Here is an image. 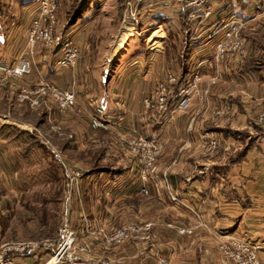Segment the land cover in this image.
<instances>
[{
    "label": "crops",
    "instance_id": "obj_1",
    "mask_svg": "<svg viewBox=\"0 0 264 264\" xmlns=\"http://www.w3.org/2000/svg\"><path fill=\"white\" fill-rule=\"evenodd\" d=\"M64 1L67 3V0ZM100 1L85 2L68 25L60 28L58 21L61 12L58 11L54 45L47 49L39 42L27 43L24 33L29 17L35 10L36 0H0V63L9 66L21 57L28 59L30 73L19 80H11L17 85L55 81L74 90L80 114L52 113L50 117L66 133L72 134L78 148H84L83 143L88 138L100 136L99 131L88 127L86 116L98 102L105 111L103 127L108 129L103 145L106 154L113 143H117L121 154H127L124 147H119L120 143L109 134L111 132L152 136L163 144L162 153L157 158L158 181L154 185L148 182V189L153 196L156 195L158 202H80L81 213L74 216L71 228L76 239L87 244V257H104L110 264H160V259L165 264H229L217 254L215 243L229 236H237L257 247V254L264 264V135L254 119L257 105L264 99V69L240 73L230 62L215 76L217 80L212 85L204 73L209 71L214 76L213 71L206 65V60L199 58L201 55L193 50L194 53L189 54L188 58L197 62L203 75L191 94L187 108L177 111L169 120L152 112L142 117V97L145 93L150 94L154 80L163 76V69L167 68L162 60V51L154 48L160 42L158 31L150 36L152 40L148 43L153 48L148 46L147 54L140 46L121 63L120 51L128 36L125 38L101 93L96 86L93 69L88 65L94 61L90 34L94 31L99 36L98 32L106 31L108 34L105 37L94 42V48H107L120 24L111 27V17L103 10ZM167 9L155 7L149 10L165 12L172 24L177 25V15ZM215 9L223 18H243L255 25L261 24L262 19L264 21V0H219ZM103 15L108 16L105 17L107 20H103L106 28L101 26ZM145 22L141 27L139 25L142 23L139 22L137 29L144 31L145 27H150L145 26ZM158 26L161 27L160 24ZM132 27H136V23L132 22ZM210 30V24L204 23L199 31L200 36ZM65 40L78 47L79 57L72 67L58 68L54 66V61ZM203 45L209 47L207 42ZM109 58L110 55L106 61ZM11 82L6 86L11 88ZM12 85L15 87V84ZM201 90H207V94H202ZM210 90L215 97L209 96ZM215 109L224 110L223 118H209L210 110ZM0 116L9 118V121H0V125H18L8 115ZM228 129H244L243 134L251 137L250 145L244 151H239L242 139L229 134ZM202 134L204 137H201ZM210 136L215 137L218 145V156L213 159L204 157L200 150L202 143ZM14 143L0 138L1 177H5L3 174L7 167L1 160L15 157ZM238 154L241 157L234 162ZM229 156L232 157L230 160ZM134 164L132 162L125 166L124 170L107 167L98 172H89L84 180L96 193V188L100 187L97 182L105 176L109 179H106L108 184L104 190H109L116 176L126 174L130 177L132 172L138 174V164L133 169ZM9 172L8 176L13 177L14 173ZM136 186L140 187L138 178ZM0 187L7 191L16 190L15 182L4 181ZM168 188L176 193L177 201L169 198ZM115 189L112 187L111 193H116ZM104 190L98 192L104 194ZM125 221H150L149 237L136 238L132 234L120 242L109 241L108 235ZM180 226L191 227L192 232L179 234L176 228ZM43 258L40 252H35L17 256L16 260L22 264H40Z\"/></svg>",
    "mask_w": 264,
    "mask_h": 264
},
{
    "label": "rangeland",
    "instance_id": "obj_2",
    "mask_svg": "<svg viewBox=\"0 0 264 264\" xmlns=\"http://www.w3.org/2000/svg\"><path fill=\"white\" fill-rule=\"evenodd\" d=\"M85 2L87 3L88 0H67V3H65L64 0H54V23L52 25L53 37L55 26L58 23L59 28L67 26L74 15L78 12V10H80V8L84 6ZM99 4L103 5V10L109 13L107 14L111 17V27H117V25L120 24L115 34L111 38L112 41L110 42V46L107 48H105L104 46H98L94 48V42H96L100 38L102 39L103 37H105L107 33L106 31L102 30L103 32H98L97 34H100L99 36H97L96 32L94 31H91L90 34L89 39L92 44L91 49H94V61L90 62L88 65H90L93 69V74L94 76H96V86L97 88H99V90L101 89V93L103 92V89H105V84L108 81V77H110V71L114 67V58L117 56V53L119 52L122 43L125 41V38L128 36L123 49L120 51L121 63L126 56H130L136 50H139L140 46L144 48V52L145 54H147L149 50L148 46H150L148 42H151L150 40H152V37L150 36L154 31H158V38H160L161 42V44L159 42L158 46H155L154 48L162 51V60L163 62H165L164 65L167 66V68L163 69V76L154 80L153 87L150 90V94L145 93L142 97V100L144 97H147L150 98V101L152 103H154L155 96L153 90L155 88L156 82L164 81V75L168 69L176 70L177 78L180 75L182 68H186V70H188L187 76L192 71H199V74L201 76L198 82L199 84L201 82L203 74L200 72V67L197 65V62L195 60L190 61L191 59L188 58L189 54L194 53L192 52L193 50L198 52V54L196 53L197 55H201L199 56V58L206 60V65H208V68H211L214 73V76L209 71L204 73L207 75V78L209 80L208 82L212 81L210 84L213 85L214 81L217 80L215 76L220 72V70L215 67L214 60L210 55V50L212 49L211 46H213V42H211L212 38H209L207 36L209 32L204 36H200V32L197 33L195 35V38L191 40V43L188 42L187 47L181 48L179 44V39L181 37L176 33L178 26L172 24V21H170V19L168 18L169 15L165 12L158 13L155 10H149L155 7L151 6L150 3H147L146 0H101ZM158 8H163V6H159ZM58 11L61 12V16L57 23ZM132 11L136 13L135 17H131L129 15V13ZM167 11L176 14V12L174 10H171L170 8H168ZM32 17L33 14H31V16L29 17V20L24 28L25 37L26 27L29 25ZM105 17L108 16L103 15L101 18V26L103 28H106V25L103 24L105 23V21L103 20H107ZM145 20V26L150 27H145L144 31H140L139 28L137 29V25L140 22L142 24H140L139 26H143V22ZM132 22L134 24L136 23V27H134L133 30L131 29ZM159 24L161 25V27L158 26ZM127 29L128 31H126ZM135 32H138L139 34H136ZM239 32L242 33L241 35H243L244 38L243 43L245 51L242 60L238 62V64L234 68H237L239 64H243L251 58L257 60V68L264 69L263 19L261 20V24L259 25L248 23V20H245L244 24L240 27ZM121 34H123L122 37ZM206 42L207 44H209L207 45L209 46L208 48L206 46L205 48L203 45V43ZM42 47L47 48L44 46ZM150 47L153 48L152 46ZM207 50L209 51L208 53ZM109 55L110 58L108 61H106V58ZM78 57L79 49L74 63L63 68H69L75 65ZM199 58L197 59L201 60ZM19 59H24L28 62V73L15 75L6 74L0 71V114L8 115L14 122H17L18 124L16 125L12 123L13 126L22 131H26L29 135L31 134L34 141L36 142V147H34V149L29 152L28 156L23 157L18 153V150L21 148V146H19V144L15 142V147L13 149L15 151V153H13L15 157L10 160L7 157L1 160V162H4L7 167H5L6 170H4L3 174L5 177L0 176V183L4 181L15 182L16 190L7 191L4 188L0 187V244L4 242H41L43 240L52 241L57 235L58 228L63 221L62 219H65L71 226V221H73L74 216L81 213L80 202H134V204L136 202H158V198H156V195L154 194L153 196L151 191H149L148 182H151V184L154 185L158 181V177L156 175V171L158 169L157 158L163 150L162 142L155 139L160 143V149L153 162V173L142 181L140 179V172L142 168L137 161V156L134 153L130 152L123 137L148 136H142L138 134L125 135L124 133L111 132L109 134L114 138V140H116V142L120 143L119 147H124L125 151H127V154H121V152L118 150V147L116 146L117 143H113V146L109 145L110 150H108L106 154L103 145L105 144L104 140H106L105 132L108 131V129L106 130L103 126L92 125V115L98 118L103 124L102 120L104 113L101 115L96 114L94 111V106L93 109L90 110V114L86 115L88 118V127L94 131H99L101 137L98 136L97 138H88L86 140V143H83L85 147L82 149L78 148V144L75 143L72 134L66 133L61 128L60 124L54 122L50 116L52 113L60 115L65 113L80 114V110L77 111L75 109H69L65 112H61L55 107L53 101H48L45 105L33 107L29 106L26 101H20L21 95L25 93L28 94L29 91H32L33 89L45 84L48 81H39L31 85H17L15 81L11 82V80H19V78L30 73V64L28 59L24 57H21ZM15 65L16 63L9 65V68L12 69V67H14ZM185 80H187V78H185ZM9 81L11 82L10 85L12 89L6 86ZM48 83L60 88L71 89L74 92L72 88L61 86L55 81H49ZM12 84H15V87H12ZM198 84L196 88L198 87ZM169 88L171 89V86H169ZM212 90H210L209 96L215 97V93L213 94ZM9 91H11V93H9ZM201 91L200 92L202 94H207V90ZM169 95L172 102L167 110H164V106L163 109L159 111L154 108H145L141 100V104L144 107V112L141 114V116L145 117L148 112H152L155 115H160V117L164 118V120H167V118L169 120L175 115L177 111H181L187 108V106L191 102L190 96L188 104L183 109L174 111L176 99L173 94L169 93L168 96ZM168 96L166 97V99L168 98ZM98 104L99 102L97 103V105ZM76 106L78 107L79 105L76 104ZM257 107L258 110L255 112L254 119L256 122H258L261 128V134L264 135V126L259 122L258 119V116H260V114L264 115V99L261 101L259 106L257 105ZM209 114V118L211 119H221L224 116V110H210ZM0 121L6 122L9 121V118L0 116ZM228 131L230 132L229 134L238 136L240 137V139H242L240 147L241 149L239 148V151H244L250 145L248 143L250 142L251 137L248 138L246 137V133L243 134L245 132L244 129H228ZM84 134L83 136L85 137ZM201 137H204L203 134L201 135ZM209 138L214 139L216 142L215 137L210 136ZM90 139H93V141H91ZM217 149V142L215 143V146L213 148L208 147L203 142L200 150H202V154L204 157L213 159L218 156ZM231 158L232 157L229 156L228 160H230ZM126 159H128L129 161L127 162ZM132 162H135L136 164L132 166L133 169H135V166H137L138 164V174H134V172H132V175L130 177H127L126 174L116 176L114 179H112L114 180V182L113 184H111V188H109L110 192L108 189L104 190V188H106L105 186L108 184V182L106 181L107 177L105 176L100 177L101 180L97 182L98 184H100V187L96 188V193L92 191L90 184L84 180V176L86 173L98 172L107 167H113L116 171H118V168L120 170H124L125 166H129L130 164H132ZM61 163L80 171L81 178L78 181L77 186L70 187L68 184H66L67 181L61 173ZM9 171L14 173V176L11 178L10 176H8V174L10 173ZM137 178L140 182V186L144 185L147 188V193L140 192V187L136 186ZM124 182H126V184ZM112 187H116V193H111ZM100 190H104L106 193L104 192L103 194L101 192L102 194H100ZM167 193L171 200L177 201L176 193L173 190H170L168 188ZM170 194H175V199H172L170 197ZM41 198H49L50 202H41ZM65 210L66 212H64ZM127 224L136 225L139 227L138 229H136V231L130 229L127 230L128 236L125 239L129 238L132 234L136 238L149 237L148 234L151 225L150 221H141V223H136L135 221H125V223L116 227L114 230L120 229L122 228V226H125ZM180 230L184 231L180 232ZM186 230H188L189 232H186ZM176 231L179 234H190L192 232V228L180 226L176 228ZM112 232L108 236H110ZM235 237L241 240L240 237ZM222 247H227V249L235 250L236 246L231 245V239H229V237L216 241L215 248L220 258H223L229 264H234V262L229 259L227 255H225ZM257 258L261 262L258 254ZM261 264L263 263L261 262Z\"/></svg>",
    "mask_w": 264,
    "mask_h": 264
},
{
    "label": "built area",
    "instance_id": "obj_3",
    "mask_svg": "<svg viewBox=\"0 0 264 264\" xmlns=\"http://www.w3.org/2000/svg\"><path fill=\"white\" fill-rule=\"evenodd\" d=\"M139 1V0H137ZM151 6L161 7L165 6L174 10L178 15L183 11L186 13L187 20L190 22V38H195L199 33L201 26L204 23H209L211 30L207 35L212 38L213 46L210 50V55L214 60L215 67L218 70H223L232 62L234 66L242 60L244 56V43L243 35L240 27L244 24L245 20L240 18H223L216 13L215 6L219 0H146ZM54 0H36V7L33 11V17L26 27L27 42L32 44L40 42L42 46L52 48L54 45V37L52 32V25L54 23ZM131 17H135L134 11L130 12ZM132 25V23H131ZM132 30L134 29L131 26ZM139 34L138 32H135ZM131 34V33H127ZM127 36V35H126ZM193 36V37H192ZM78 53L77 46L68 40L61 43L60 54L55 59L54 65L58 68L70 66L74 63ZM0 71L6 74L21 75L28 73L29 65L24 59H19L14 67L9 68L0 63ZM199 71L191 72L188 75L186 82L179 85L173 96L176 99L174 111L183 109L189 102L190 96L195 90L199 80ZM164 81H157L153 90L155 100L154 103L150 98L144 97L142 100L145 108H154L157 111L162 110L166 97L170 93L171 84L177 79V72L174 69H168L164 75ZM20 101H26L31 107L45 105L48 101H53L55 107L65 112L69 109H80L76 106L74 92L71 89L60 88L53 84L46 82L43 85L29 91L28 94L20 96ZM103 107L98 104L95 106L94 111L96 114L101 115L104 113ZM93 126H103L100 120L92 115ZM259 122L264 126V115L258 116ZM130 152L137 156V161L141 166L140 179L145 180L150 174L153 173V162L158 155L160 143L152 136L148 137H123ZM215 140L207 138L205 144L213 148ZM62 176L66 179V184L70 187L77 186L81 178V173L75 168H71L61 163ZM140 192L147 193V188L144 185L140 186ZM172 199H175V194H170ZM66 212V210L64 211ZM56 237L52 240H43L41 242H4L0 244V264H22L16 260L17 256L29 255L35 252H40L44 258L40 264H110L109 260L103 257H87L88 246L87 244L79 241L75 237L74 230L70 224L62 219ZM136 225H125L122 228L114 230L108 237L109 241L120 242L125 239L127 230L138 229ZM184 230H180L183 232ZM186 232H189L186 230ZM231 245L236 246L235 250L222 247L225 255L231 259L234 264H261L257 258V247L243 239H237L235 236H229ZM83 256L84 258H82ZM160 264H165L163 259L159 260Z\"/></svg>",
    "mask_w": 264,
    "mask_h": 264
},
{
    "label": "trees",
    "instance_id": "obj_4",
    "mask_svg": "<svg viewBox=\"0 0 264 264\" xmlns=\"http://www.w3.org/2000/svg\"><path fill=\"white\" fill-rule=\"evenodd\" d=\"M177 26L178 27L176 33L181 37L179 39L180 41L179 44L181 48L187 47L190 38V34H189L190 22L189 20H187L186 13L183 11L179 12L178 14ZM256 61H257L256 59L250 58L249 60H247V62L243 64H239L237 66V71H239L240 73H246V72L252 73L254 71H257V69L259 70V68H257L258 63H256ZM187 74H188V70H186V68H182V71L178 76V78L176 79V81L173 84H171L170 94H173L179 85H182L186 82L185 78H188ZM171 102H172L171 97L169 95L164 102V110H167L169 108ZM0 138L18 143L19 146H21V148L18 150V153L23 157L28 156L29 152L32 149H34V147H36V142L34 141L31 134L29 135L26 131H22L10 124L0 125ZM240 157L241 154H238L233 161L234 162L239 161ZM48 201L49 198L48 199L41 198V202H48Z\"/></svg>",
    "mask_w": 264,
    "mask_h": 264
},
{
    "label": "bare ground",
    "instance_id": "obj_5",
    "mask_svg": "<svg viewBox=\"0 0 264 264\" xmlns=\"http://www.w3.org/2000/svg\"><path fill=\"white\" fill-rule=\"evenodd\" d=\"M131 26V25H130ZM132 29V28H131Z\"/></svg>",
    "mask_w": 264,
    "mask_h": 264
}]
</instances>
